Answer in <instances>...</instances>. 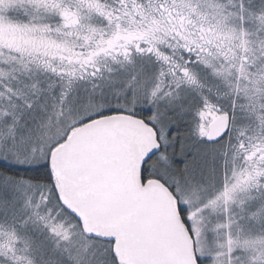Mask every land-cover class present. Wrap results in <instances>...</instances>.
Returning a JSON list of instances; mask_svg holds the SVG:
<instances>
[{
  "label": "snow or ice",
  "instance_id": "1",
  "mask_svg": "<svg viewBox=\"0 0 264 264\" xmlns=\"http://www.w3.org/2000/svg\"><path fill=\"white\" fill-rule=\"evenodd\" d=\"M0 264H264V0H0Z\"/></svg>",
  "mask_w": 264,
  "mask_h": 264
}]
</instances>
